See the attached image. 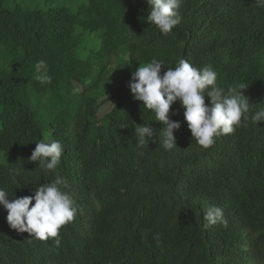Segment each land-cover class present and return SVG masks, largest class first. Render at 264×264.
Returning a JSON list of instances; mask_svg holds the SVG:
<instances>
[{
	"label": "trees",
	"instance_id": "1",
	"mask_svg": "<svg viewBox=\"0 0 264 264\" xmlns=\"http://www.w3.org/2000/svg\"><path fill=\"white\" fill-rule=\"evenodd\" d=\"M27 1L36 0H0V188L19 198L53 181L28 158L35 143L59 140L57 172L78 211L56 247L10 229L0 206V264H264V121L203 149L177 101V148L165 151L162 124L127 87L139 64L161 60L163 74L184 59L212 66L220 87L242 88L249 115L264 110V9L183 0L165 36L145 0ZM76 14L83 27L68 19ZM39 60L49 84L35 80ZM143 124L158 136L141 147L134 129ZM213 205L227 227L202 226Z\"/></svg>",
	"mask_w": 264,
	"mask_h": 264
},
{
	"label": "clouds",
	"instance_id": "2",
	"mask_svg": "<svg viewBox=\"0 0 264 264\" xmlns=\"http://www.w3.org/2000/svg\"><path fill=\"white\" fill-rule=\"evenodd\" d=\"M145 3L150 8L146 19L162 35L167 36L181 23L180 8L183 0H145ZM253 3L264 9V0H253ZM162 66L164 62L157 59L139 64L127 83L132 98L154 113L155 121L162 124L159 136L149 124L137 125L134 133L138 137V146H146L155 133L165 151L177 148L174 131L181 124L169 118L170 107L177 101L184 110L183 116L191 132V139L203 149L212 146L218 136L232 134L237 128H247L249 122L257 125L259 121H264V110L249 115L251 106L241 94L242 88L225 89L218 85V73L212 66L197 68L180 59L175 67L167 68L161 74ZM34 72L35 80L40 84L51 83L46 61H37ZM205 97L208 98L207 104ZM63 151V144L59 140L35 143L28 159L56 173V177L49 183L38 185L33 195L10 198L8 192L0 188V206L7 212L9 228L17 233H28L31 237L29 240L51 239L56 247L61 244L60 229L72 222L78 211L72 197L63 190L67 187V180L57 172ZM203 221L205 229L217 224L227 227L228 223L223 208L216 205L206 209ZM153 239L158 242L159 234H155Z\"/></svg>",
	"mask_w": 264,
	"mask_h": 264
},
{
	"label": "rangeland",
	"instance_id": "3",
	"mask_svg": "<svg viewBox=\"0 0 264 264\" xmlns=\"http://www.w3.org/2000/svg\"><path fill=\"white\" fill-rule=\"evenodd\" d=\"M26 4H27V6H29L31 9H32V8H40V7H42V6H43V7L45 6V5H42V4L40 3L39 0L32 1V2L27 1ZM54 4L57 5V6H61V7L64 6V4L61 3V2H59V1H55ZM70 8L73 9L71 6H70ZM68 19H70V20H78L79 22L82 23V21H81V19L79 18V15H78V14L73 15V16L70 15V17H68ZM83 26H84V25H83V23H82V27H83ZM153 57H154V56L150 57L149 59H151V58H153ZM110 107H111V105H109V104H105V105H103V106L101 107L100 111L98 112V115H97V116H98V117L101 116L103 113H105L106 111H108V110L110 109Z\"/></svg>",
	"mask_w": 264,
	"mask_h": 264
}]
</instances>
